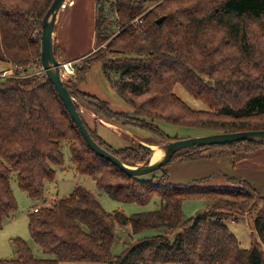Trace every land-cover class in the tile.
Returning <instances> with one entry per match:
<instances>
[{
    "label": "trees",
    "instance_id": "16d2710c",
    "mask_svg": "<svg viewBox=\"0 0 264 264\" xmlns=\"http://www.w3.org/2000/svg\"><path fill=\"white\" fill-rule=\"evenodd\" d=\"M53 2L0 0V62L13 68L9 76L0 73V224L18 211L13 175L30 199H44L47 184L64 167L65 145L75 172L92 179L112 201L146 206L159 199L160 208L132 216L121 209L109 213L94 191L76 185L70 195L29 215L31 239L54 259H37L17 238V258L0 264H264V195L250 182L226 177V185H208L209 179L177 185L166 167L132 177L87 146L42 72L41 24ZM54 50L60 62H69L62 46L55 43ZM97 64L132 113L115 112L79 89ZM73 65L75 75L64 83L95 115L92 128L75 103L85 126L127 166L146 163L153 150L141 143L115 149L99 135V120L146 130L159 138L145 142L154 146L176 141L160 122L211 134L264 131V0H96L95 48ZM178 85L208 110L190 108L174 93ZM221 148L250 155L264 143L194 147L170 164L203 159L205 152ZM187 200H204L208 208L186 219ZM236 214H246L256 231L249 249L241 248L227 226ZM150 230L163 234L136 239ZM120 238L125 249L114 256Z\"/></svg>",
    "mask_w": 264,
    "mask_h": 264
},
{
    "label": "rangeland",
    "instance_id": "374dc122",
    "mask_svg": "<svg viewBox=\"0 0 264 264\" xmlns=\"http://www.w3.org/2000/svg\"><path fill=\"white\" fill-rule=\"evenodd\" d=\"M68 1L69 0L66 1V4H68ZM94 6L93 8L92 6L86 8L82 6V4H79L78 7L74 10H72L71 7H67L62 9L61 11L62 15L59 19V31L62 34L64 46L68 47L69 44H72V55L75 58L86 57L87 55H90V53L95 48ZM56 32L54 35L55 43ZM67 59L72 61L69 56L67 57ZM79 60L80 58H78L72 63L76 64ZM3 68L7 70L8 67L4 63L0 62V70H2ZM8 74L11 75L12 72H9ZM79 89L82 92L94 95L108 102L110 104L111 109L115 112H133V108L126 102H124L114 90L109 79L104 74L101 64H97L92 67L85 81H83L79 85ZM174 93L190 108L197 111L208 110V107L205 103L193 98L188 93V91L181 85H178L174 88ZM75 102L78 104L79 110L81 114L85 117L88 124L92 128H95L96 119L92 110L86 105L80 103L79 101L75 100ZM159 128L163 132H165L167 136L171 137L172 139H176V141L205 137L211 134V132L207 129L177 127L164 122L159 123ZM97 129L99 135L115 149L124 148V146H121V144H119L123 141L126 143V146H130L132 143H158L160 141L157 136L142 129L128 128L127 130L131 131H127L128 133L121 131V129L110 130L102 126H99ZM131 135L134 137H131ZM159 146L154 147L158 148ZM156 148H154V153L156 152ZM239 150L240 149L235 150L229 148L211 149L210 151H208V153H210L207 155V157L217 156L218 158L223 159V161H232V164H234L235 162L243 161L245 159L244 162H241V164H239L240 167H238L237 169H242V171H245L249 175L252 172H256L257 174L255 175L257 176V181L262 176L261 181H259L261 182V184H259L258 186H264V149L256 151L250 155L240 154L241 151ZM62 152L64 154V167L57 168L56 180L53 183L47 184L44 199L35 201L30 199L27 193H25L19 188L17 183V175H13L11 185L14 196L18 203V211L14 215H12V217L5 219L4 222L0 224V260H15L17 258L16 246L13 243V240L17 238L26 241L31 246L33 254L37 259H54L53 256L45 255L41 248H39L31 239L28 227L29 215L33 213V211L37 208L51 207L56 199L63 198L73 193L76 185L79 184L84 185L88 189L94 191L99 197L103 208L109 213L121 209L125 212L126 215L132 216L134 214L139 213L153 212L160 208L159 199H154L146 206H141L133 203L122 204L112 201L105 193L97 190L96 185L92 181V179L85 176H79L75 172L74 166L71 163V155L66 145L63 146ZM235 152H237V154H234ZM209 183L210 182H207V184ZM258 193L262 195L261 192ZM262 193L264 194V192ZM206 207L207 203L204 200H187L183 204V213L186 219H190L196 216L197 214L206 211L208 208ZM236 217L237 219H228L227 226L232 232V234L237 237L241 248L249 249L253 242L252 236H255V238L257 237L256 231L250 227L251 221L250 218L246 216V214H236ZM159 234H163V231L160 232L150 230L136 237V239L144 237H153ZM124 249V241L122 240V238H120V240L116 242L113 248V255H120L124 251Z\"/></svg>",
    "mask_w": 264,
    "mask_h": 264
},
{
    "label": "water",
    "instance_id": "95a60500",
    "mask_svg": "<svg viewBox=\"0 0 264 264\" xmlns=\"http://www.w3.org/2000/svg\"><path fill=\"white\" fill-rule=\"evenodd\" d=\"M67 0H54L41 24V65L42 71L47 78L54 85L61 100L63 101L66 109L68 110L71 118L79 128L83 135L87 146L96 153L99 157L104 158L118 167L121 171L132 177L148 176L155 172H158L164 167H167L172 158L181 151L194 148V147H211V146H222L231 143H237L241 141L259 142L264 143V131H249V132H238V133H216L210 134L205 137H198L185 140L170 141L164 145L159 146L164 152L163 156L157 161L152 162L153 154L146 161V163L131 167L121 162L117 157L107 152L105 149L100 147L92 138L87 127L85 126L80 113L76 108L75 99L71 96L70 92L65 87L64 81L60 76V61L55 55V41L54 35L56 32L57 22L59 15L64 9V5ZM163 18L157 21L161 24ZM148 149L154 151L150 145H144Z\"/></svg>",
    "mask_w": 264,
    "mask_h": 264
},
{
    "label": "crops",
    "instance_id": "0c3cea01",
    "mask_svg": "<svg viewBox=\"0 0 264 264\" xmlns=\"http://www.w3.org/2000/svg\"><path fill=\"white\" fill-rule=\"evenodd\" d=\"M72 3V4H71ZM79 4H82V6L84 7H91L95 8V13L94 16H96V0H69L68 4L66 5L65 8L67 7H71L72 10L76 9L78 7ZM62 12L59 15V19L61 18ZM59 19L57 22V27H56V43L59 44L60 46H62L65 50V58L67 61L69 62H74L75 60H77L78 58L81 57H73L72 55V44H69L68 47L64 46L63 43V37L61 32L59 31ZM95 19V17H94ZM95 23V20H94ZM94 29H95V24H94ZM71 42V41H70ZM94 44H95V36H94ZM68 52V55H67ZM70 57L72 59V61L68 60L67 57ZM8 68L7 70L5 68H3L2 70H0L1 72H11L13 70L12 66H10L9 64L4 63ZM11 68V69H10ZM99 126H102L106 129H110V130H120L124 131L126 133H128L127 131L131 132L130 130H127L128 128H121L119 126H115L113 124L110 123H106L102 120H99V123H97V128ZM131 128V127H129ZM98 131V129H97ZM99 133V132H98ZM131 137H134L131 135ZM141 144L146 145V143L140 142ZM121 146L127 147L126 143L123 141L121 143ZM110 145V144H109ZM152 148H156L152 145H150ZM113 147V146H112ZM210 153V152H209ZM208 151L204 153L205 158L203 159H199V160H192V161H180L177 160L173 163H171L170 165H168L166 167V171L168 172L169 175V180L171 183L177 184V185H187L193 182H198L201 180H208V182H210L208 185L211 186H218L220 185H226L227 181H226V177L229 178H240L243 180H246L248 182H250L253 187L258 190V192H261L262 195H264L262 192H264V186H258L259 184H261V179L262 176L260 177V179L257 181V176L255 174H257L256 172H252L249 174H247L245 171H242V169H237L239 166V164H241V162H244L245 159L243 161H239V162H235L234 164H232V161L228 160L227 161H223V159L216 157H207V155L209 154ZM216 167V168H215ZM260 175V174H259ZM217 183V184H215ZM262 188V189H261ZM208 207V205H207ZM206 207V208H207Z\"/></svg>",
    "mask_w": 264,
    "mask_h": 264
},
{
    "label": "built area",
    "instance_id": "2783aa9c",
    "mask_svg": "<svg viewBox=\"0 0 264 264\" xmlns=\"http://www.w3.org/2000/svg\"><path fill=\"white\" fill-rule=\"evenodd\" d=\"M67 4L64 5V8L66 7ZM141 21L140 20H136L134 22L135 25H138L140 24ZM60 76H61V79L66 82V81H69L71 80L74 75H75V70H74V66H73V63L72 62H60ZM9 72H4L3 73V77H6V76H9L8 74Z\"/></svg>",
    "mask_w": 264,
    "mask_h": 264
},
{
    "label": "bare ground",
    "instance_id": "6f19581e",
    "mask_svg": "<svg viewBox=\"0 0 264 264\" xmlns=\"http://www.w3.org/2000/svg\"><path fill=\"white\" fill-rule=\"evenodd\" d=\"M155 150H156V152L153 154L152 162H157L164 154V152L161 148H156Z\"/></svg>",
    "mask_w": 264,
    "mask_h": 264
}]
</instances>
